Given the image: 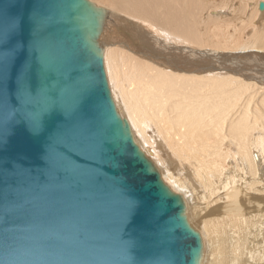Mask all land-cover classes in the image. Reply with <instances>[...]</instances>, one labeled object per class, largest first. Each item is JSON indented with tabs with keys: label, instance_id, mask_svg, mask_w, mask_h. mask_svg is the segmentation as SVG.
Instances as JSON below:
<instances>
[{
	"label": "water",
	"instance_id": "obj_1",
	"mask_svg": "<svg viewBox=\"0 0 264 264\" xmlns=\"http://www.w3.org/2000/svg\"><path fill=\"white\" fill-rule=\"evenodd\" d=\"M107 12L0 0V264H201L184 198L113 100Z\"/></svg>",
	"mask_w": 264,
	"mask_h": 264
},
{
	"label": "bare ground",
	"instance_id": "obj_2",
	"mask_svg": "<svg viewBox=\"0 0 264 264\" xmlns=\"http://www.w3.org/2000/svg\"><path fill=\"white\" fill-rule=\"evenodd\" d=\"M91 1L113 100L184 198L201 264H264V0Z\"/></svg>",
	"mask_w": 264,
	"mask_h": 264
},
{
	"label": "rangeland",
	"instance_id": "obj_3",
	"mask_svg": "<svg viewBox=\"0 0 264 264\" xmlns=\"http://www.w3.org/2000/svg\"><path fill=\"white\" fill-rule=\"evenodd\" d=\"M129 29V28H128ZM129 32H130V30H129ZM136 35V34H135ZM134 36V35H133ZM226 63H229V64H235V61L233 60V61H226ZM107 69V68H106ZM108 73V72H107ZM109 77V76H108Z\"/></svg>",
	"mask_w": 264,
	"mask_h": 264
}]
</instances>
